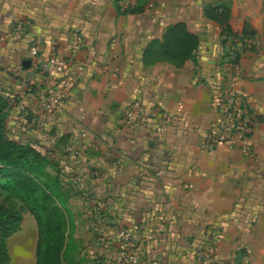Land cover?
<instances>
[{
    "label": "crops",
    "instance_id": "crops-1",
    "mask_svg": "<svg viewBox=\"0 0 264 264\" xmlns=\"http://www.w3.org/2000/svg\"><path fill=\"white\" fill-rule=\"evenodd\" d=\"M137 1L0 0V66L11 63L18 71L8 74L0 67V87L19 89L24 102L29 97L31 124L49 121L59 127V134L53 133L56 148L60 137L70 136L62 149L81 144L80 155L93 157L79 164L68 149L60 163L69 175L83 176L86 170L93 175L88 181L93 200L72 192L68 203L73 196L92 202L96 231L113 240L102 250L107 256L118 259L120 234L128 229L139 240L156 236L146 244L142 264H199L195 253L208 246L205 234L215 227L224 238L216 261L205 264H236L241 252L243 264H264V0H169L168 8L164 0H142L143 13L126 12ZM218 4L230 8L235 34L242 36L246 26L254 33L236 58L253 132L238 148L218 144L204 150L217 88L230 85L223 72L221 28L205 15ZM178 22L200 40L195 59L180 67L151 50ZM19 24L22 39L8 40ZM74 33L84 43L77 53L71 51ZM34 47L40 59L65 58L76 78L63 107L47 118L37 110L59 90L62 77L41 71L39 59L30 55ZM25 60H32L30 69ZM28 85L36 93H29ZM136 100L142 101L145 117L128 123L127 111ZM165 113L178 115L174 125L165 124ZM100 207L105 210L99 218Z\"/></svg>",
    "mask_w": 264,
    "mask_h": 264
},
{
    "label": "trees",
    "instance_id": "trees-1",
    "mask_svg": "<svg viewBox=\"0 0 264 264\" xmlns=\"http://www.w3.org/2000/svg\"><path fill=\"white\" fill-rule=\"evenodd\" d=\"M139 2V4H138ZM142 0L130 6L126 12L141 14L145 11ZM208 19L221 28V44L224 51L229 47L239 50L249 48L245 39L254 36L246 26L243 35L235 34L230 25L231 10L225 4L210 5L205 10ZM241 44V45H240ZM200 48L199 38L191 33L184 22L170 25L162 39L151 46L153 55L180 67L188 60L195 59ZM228 55V54H227ZM29 93H36L32 86ZM28 94V93H27ZM24 95H3L0 92V264H10L7 237L18 230L22 221L17 208L5 202L18 200L28 208L38 225L36 264H75L68 250L67 229L70 218L66 211L68 192L60 161L45 150L40 140L23 142L13 136L12 118L20 116L31 123L33 115L24 109ZM70 136H62L57 147H66ZM62 149V148H61ZM243 252L239 253L236 264H242ZM97 264H108L98 260Z\"/></svg>",
    "mask_w": 264,
    "mask_h": 264
},
{
    "label": "built area",
    "instance_id": "built-area-1",
    "mask_svg": "<svg viewBox=\"0 0 264 264\" xmlns=\"http://www.w3.org/2000/svg\"><path fill=\"white\" fill-rule=\"evenodd\" d=\"M133 5L134 2H130L128 7ZM23 35L24 25L19 24L15 30L7 34V39L18 41L22 39ZM245 42L250 45L249 41ZM83 45L82 36L79 33H74L71 51L77 53L82 49ZM237 51V47H229L227 52L224 49L221 52L223 61L226 64L223 71L224 76L229 78L230 85L227 88H221L220 86L217 88L218 92L214 100L216 115L211 130L203 143L204 150H210L218 144H227L233 149L238 148L241 144L248 141L253 132V117L244 103L241 92L243 79L236 64ZM30 55L33 59H39L38 66L41 71L49 75L62 77L59 90L48 100L47 106L50 111L62 108L67 98V91L74 87L76 81V78L69 73L67 60L60 56L40 59L38 47L32 48ZM143 117H145L143 114V103L140 100H136L127 111L125 121L128 123L137 119L140 121ZM177 119L178 115L175 113L164 114V122L167 126L174 125ZM76 156H80V152H77ZM122 162L121 158L117 161V164L119 165ZM62 173L69 177L66 168L62 169ZM93 174L94 176L100 175L98 169ZM164 230L165 228L162 225L158 228V233L162 234ZM155 237L154 234H148L144 239L139 240L136 239L131 230H122L119 241L121 247L120 264H142L145 245L152 242ZM223 238L224 235L221 230L215 227L210 228L205 234L208 246L196 251V262L199 264L214 263L216 261L218 243Z\"/></svg>",
    "mask_w": 264,
    "mask_h": 264
},
{
    "label": "rangeland",
    "instance_id": "rangeland-1",
    "mask_svg": "<svg viewBox=\"0 0 264 264\" xmlns=\"http://www.w3.org/2000/svg\"><path fill=\"white\" fill-rule=\"evenodd\" d=\"M169 2V0H164L162 6L168 8ZM12 65L13 64L11 63L2 64L0 67L8 74L17 73L18 71H15V68ZM0 92L3 95L10 94L12 96H17V92H20V90L16 89L14 86L6 89L0 87ZM28 99L29 97L25 99L26 103H28ZM47 106L48 100L44 101L43 106L38 108V116L41 115L47 118L48 115L55 114L59 109H61L57 108L53 111H50ZM25 108L28 112L31 111V109L28 107L24 106V109ZM11 120V123L15 126H18L19 128L18 130H12L11 136L23 142H36L38 140L42 142L43 140H46L45 142L43 141V143L47 148H49V151L53 153L52 157L56 158V160L60 162L63 161L62 156L67 154L66 150L68 149L70 152H72V154L75 155L77 152H80V154L82 153L79 148L81 144H71L65 150H60L59 148L55 147L56 137L53 135V133L56 132V135L59 134V127L55 125V123L51 122L50 124L48 121L46 122L47 124H44L43 121L42 124H31L28 120L20 117L19 115L16 117L14 116ZM78 158L79 159L77 162L79 164H81L84 160L86 162L89 158L93 159L92 156L87 154H82ZM79 160L81 162H79ZM79 164H73V166L76 167L79 166ZM85 168L89 167L86 166ZM92 178L93 175H89L88 170L85 171L83 176H80L78 173H76V171H74L69 178L70 184L65 186V190L68 192V195H71L72 192H74V196L81 193L86 194L85 196L88 200H93L91 199V196L94 194L90 193V190H88V181L92 180ZM71 184L75 185L74 190L72 189V186H70ZM74 196L66 206V211L70 218V224L67 229L68 244H71L72 246L68 250L70 257L74 258L75 264H97L96 262L98 260H104L108 262H111V260L113 262H117L118 260V264H120V242L118 243V259L116 260L114 257L107 256L102 250L105 249V246H108L109 242H113V240L104 233L100 235L96 231V224L99 221H96L92 215L94 213V206L92 205V202L88 200L82 201L79 197L75 198ZM5 203L8 206L14 205L22 216V221L18 230L7 237V245L10 253V264H36L38 225L35 218L32 216L30 210L26 208L22 202L15 200L13 202L8 201ZM103 210L105 209H102V207L99 208L97 214L99 218L102 216V214H104L102 213ZM99 225L100 224H98V226ZM99 229L102 230L101 228Z\"/></svg>",
    "mask_w": 264,
    "mask_h": 264
},
{
    "label": "water",
    "instance_id": "water-1",
    "mask_svg": "<svg viewBox=\"0 0 264 264\" xmlns=\"http://www.w3.org/2000/svg\"><path fill=\"white\" fill-rule=\"evenodd\" d=\"M32 64H33L32 60H25L23 62V66L25 69H30L32 67Z\"/></svg>",
    "mask_w": 264,
    "mask_h": 264
}]
</instances>
